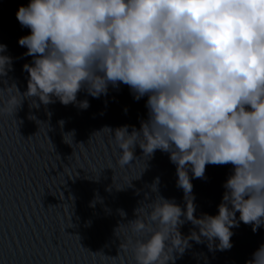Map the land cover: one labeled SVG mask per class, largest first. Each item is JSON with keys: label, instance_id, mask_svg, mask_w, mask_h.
Returning <instances> with one entry per match:
<instances>
[{"label": "clouds", "instance_id": "clouds-1", "mask_svg": "<svg viewBox=\"0 0 264 264\" xmlns=\"http://www.w3.org/2000/svg\"><path fill=\"white\" fill-rule=\"evenodd\" d=\"M16 18L30 29L18 43L33 60L23 65L26 91L0 88V118L13 117L25 99L86 109L78 92L98 98L110 85L147 96L139 128H103L118 151L115 166L168 153L185 203L159 195L154 178L157 194L115 230L135 264H174L190 240L230 249L239 222L254 232L264 225V0H29ZM5 51L0 44V77L12 67ZM206 164L231 170L217 214L197 217L191 181L204 178ZM185 222L194 226L187 236ZM246 264H264V244Z\"/></svg>", "mask_w": 264, "mask_h": 264}, {"label": "water", "instance_id": "water-1", "mask_svg": "<svg viewBox=\"0 0 264 264\" xmlns=\"http://www.w3.org/2000/svg\"><path fill=\"white\" fill-rule=\"evenodd\" d=\"M28 3L0 0V44L12 58L0 88L15 83L21 93L28 77L23 65L33 57L18 43L30 29L21 26L16 12ZM84 99L86 109L38 99L39 107H32L25 99L13 117L0 118V264H135L131 250H123L125 234L115 230L154 198V178L159 177V195L184 206L168 153L156 150L126 169L115 166L118 151L103 128H139L147 119V96L137 100L119 84L98 98L81 90L77 101ZM65 133L72 134L71 143ZM141 153L137 146L136 157ZM230 170V164H206L204 178L192 179L195 216L217 214ZM193 228L185 222L180 231L187 236ZM232 232L230 249L210 250L207 242L190 240L182 254H174V264H246L264 244V225L254 232L239 222Z\"/></svg>", "mask_w": 264, "mask_h": 264}]
</instances>
